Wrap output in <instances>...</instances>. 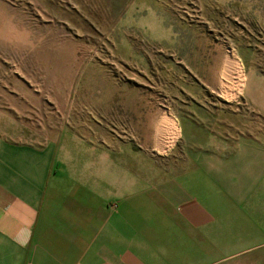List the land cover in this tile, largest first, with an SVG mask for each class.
Wrapping results in <instances>:
<instances>
[{
    "label": "rangeland",
    "instance_id": "obj_1",
    "mask_svg": "<svg viewBox=\"0 0 264 264\" xmlns=\"http://www.w3.org/2000/svg\"><path fill=\"white\" fill-rule=\"evenodd\" d=\"M245 76L264 80V0H0V114L31 134L99 123L158 165L264 141Z\"/></svg>",
    "mask_w": 264,
    "mask_h": 264
},
{
    "label": "crops",
    "instance_id": "obj_2",
    "mask_svg": "<svg viewBox=\"0 0 264 264\" xmlns=\"http://www.w3.org/2000/svg\"><path fill=\"white\" fill-rule=\"evenodd\" d=\"M246 81L264 116V80ZM2 117L0 264H264L259 136L158 165L103 124L31 134Z\"/></svg>",
    "mask_w": 264,
    "mask_h": 264
},
{
    "label": "bare ground",
    "instance_id": "obj_3",
    "mask_svg": "<svg viewBox=\"0 0 264 264\" xmlns=\"http://www.w3.org/2000/svg\"><path fill=\"white\" fill-rule=\"evenodd\" d=\"M230 73V72H229ZM236 74L238 75V77H237V87H236V90H240L241 89V86H242V76H243V70H242V66H241V64L239 65L238 64V66L236 65ZM227 80V79H226ZM226 80H224L225 82H226ZM228 81V80H227ZM227 84V83H226ZM223 85H225V84H223ZM236 85V84H235ZM234 86V85H233ZM235 87V86H234ZM234 90V89H233ZM235 90V91H236ZM234 93V92H233ZM178 128H177V125H175L174 124V131H173V133L175 134V132H176V130H177ZM178 131V130H177ZM171 137H172V135H171ZM170 140L171 139H173V138H169ZM170 140H168V142L170 143ZM168 142H167V145H168Z\"/></svg>",
    "mask_w": 264,
    "mask_h": 264
}]
</instances>
